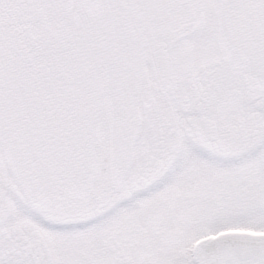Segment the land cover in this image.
Returning <instances> with one entry per match:
<instances>
[{
    "label": "snow or ice",
    "instance_id": "6c2138e0",
    "mask_svg": "<svg viewBox=\"0 0 264 264\" xmlns=\"http://www.w3.org/2000/svg\"><path fill=\"white\" fill-rule=\"evenodd\" d=\"M0 264H264V0H0Z\"/></svg>",
    "mask_w": 264,
    "mask_h": 264
}]
</instances>
